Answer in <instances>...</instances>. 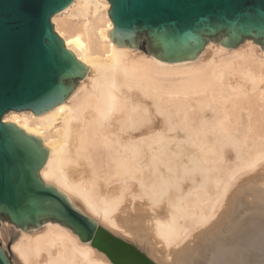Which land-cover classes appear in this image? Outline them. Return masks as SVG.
I'll list each match as a JSON object with an SVG mask.
<instances>
[{
    "label": "bare ground",
    "instance_id": "bare-ground-1",
    "mask_svg": "<svg viewBox=\"0 0 264 264\" xmlns=\"http://www.w3.org/2000/svg\"><path fill=\"white\" fill-rule=\"evenodd\" d=\"M109 10L74 0L52 17L86 75L53 109L2 121L48 150L44 184L145 264H202L190 244L203 234L205 264H264V204L248 194H264L262 48L209 40L195 62H157L111 40ZM10 238L11 264H113L55 221L2 223L6 253Z\"/></svg>",
    "mask_w": 264,
    "mask_h": 264
},
{
    "label": "water",
    "instance_id": "water-1",
    "mask_svg": "<svg viewBox=\"0 0 264 264\" xmlns=\"http://www.w3.org/2000/svg\"><path fill=\"white\" fill-rule=\"evenodd\" d=\"M74 0H0V218L27 229L45 221L70 228L113 264H145L76 211L39 172L48 150L2 117L45 113L63 103L88 70L54 32L51 19ZM118 46L145 35L157 62L194 61L209 39L222 48L251 40L264 52V0H106ZM78 69V70H74ZM0 264H11L0 247Z\"/></svg>",
    "mask_w": 264,
    "mask_h": 264
},
{
    "label": "rangeland",
    "instance_id": "rangeland-1",
    "mask_svg": "<svg viewBox=\"0 0 264 264\" xmlns=\"http://www.w3.org/2000/svg\"><path fill=\"white\" fill-rule=\"evenodd\" d=\"M51 24L53 25V29H54V24L52 23V21H51ZM54 32H55V30H54ZM56 33V32H55ZM57 34V33H56ZM58 35V34H57ZM59 36V35H58ZM210 41H212L213 43H217V42H219V40H220V37H218V38H212V39H209ZM208 40V41H209ZM244 42V41H243ZM242 42V43H243ZM148 41H147V39H146V37H145V35H141V36H139L138 37V39H137V49L139 50H141L142 52L144 51V52H148V53H152L149 49H148ZM241 44V43H240ZM263 176H264V173L263 172H259L258 174H257V177H258V183L260 184V183H263L264 182V179H262L263 178ZM253 187V186H252ZM254 190H256V189H253L252 190V188L250 189V190H248V194L252 191V196H254V194H259V196H260V198H258L259 200H258V203H263L264 204V194H261L260 195V193H257V191L254 193ZM262 201V202H261ZM242 203L244 204V206L246 205L245 203V200H242ZM246 208H251V206H247V207H244L243 209H242V211H240L238 214H242V212L243 211H245V209ZM136 221H138V220H136ZM2 223H6V224H9V226H13L12 224L10 225V223L6 220L5 221V219H2V218H0V225L2 224ZM207 235H210V233H208ZM13 242V239L12 238H10V239H8V241H7V243H6V245H5V247H6V249H7V253H9V254H7L9 257V259H10V257H11V259H12V255H11V251H10V247H11V242ZM262 241H264V239H262L259 243H261ZM258 242H255V244L254 245H256V243H257V245L259 244ZM264 243V242H263ZM253 245V244H252ZM261 245H264V244H261ZM0 246H1V244H0ZM190 246L191 247H193L194 249V251L196 252V253H198L199 254V257L201 256V258L202 259H200V261H202V264H205V262L207 261V259L209 258L208 256H207V252H206V247H207V238L205 237V235L203 234V235H201V236H199V237H196L195 238V240L190 244ZM10 251V252H9ZM11 259H10V262H11Z\"/></svg>",
    "mask_w": 264,
    "mask_h": 264
},
{
    "label": "snow or ice",
    "instance_id": "snow-or-ice-1",
    "mask_svg": "<svg viewBox=\"0 0 264 264\" xmlns=\"http://www.w3.org/2000/svg\"><path fill=\"white\" fill-rule=\"evenodd\" d=\"M74 70H78V69H74Z\"/></svg>",
    "mask_w": 264,
    "mask_h": 264
}]
</instances>
